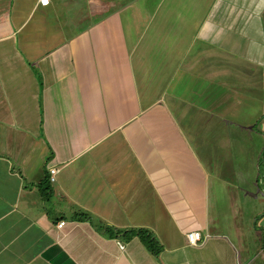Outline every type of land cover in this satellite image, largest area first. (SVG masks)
Returning <instances> with one entry per match:
<instances>
[{
	"label": "crops",
	"instance_id": "1",
	"mask_svg": "<svg viewBox=\"0 0 264 264\" xmlns=\"http://www.w3.org/2000/svg\"><path fill=\"white\" fill-rule=\"evenodd\" d=\"M48 1L0 0V264H264V0Z\"/></svg>",
	"mask_w": 264,
	"mask_h": 264
},
{
	"label": "trees",
	"instance_id": "2",
	"mask_svg": "<svg viewBox=\"0 0 264 264\" xmlns=\"http://www.w3.org/2000/svg\"><path fill=\"white\" fill-rule=\"evenodd\" d=\"M79 220L82 221H90L92 222V217L91 215L87 213H82L79 215ZM108 232V231H107ZM110 237H114L116 239H119L120 241L123 242H130L134 238H138L145 248L156 258L160 255L162 251V246L155 237V235L149 231L148 229H143V228H133V229H128V230H109Z\"/></svg>",
	"mask_w": 264,
	"mask_h": 264
},
{
	"label": "built area",
	"instance_id": "3",
	"mask_svg": "<svg viewBox=\"0 0 264 264\" xmlns=\"http://www.w3.org/2000/svg\"><path fill=\"white\" fill-rule=\"evenodd\" d=\"M40 1L42 2L43 5H47L49 2L48 0H40ZM50 173H51V181L53 182V181H55V176L58 173V170L57 169H51ZM65 224H66V222L62 221L59 223L58 227L62 228ZM186 238H187V241L190 245H198L203 240L202 234L200 231L188 232L186 234ZM121 247L123 248V245H121Z\"/></svg>",
	"mask_w": 264,
	"mask_h": 264
},
{
	"label": "rangeland",
	"instance_id": "4",
	"mask_svg": "<svg viewBox=\"0 0 264 264\" xmlns=\"http://www.w3.org/2000/svg\"><path fill=\"white\" fill-rule=\"evenodd\" d=\"M218 122L221 123L220 120H218ZM228 128H229V130L226 127H225V129H223V123H222L221 127H218L215 131H258V129H259L258 126H255L253 128L243 129V128L235 127V126L230 127L229 125H228Z\"/></svg>",
	"mask_w": 264,
	"mask_h": 264
}]
</instances>
